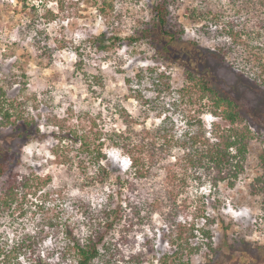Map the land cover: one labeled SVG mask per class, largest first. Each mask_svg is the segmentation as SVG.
I'll use <instances>...</instances> for the list:
<instances>
[{
	"label": "rangeland",
	"instance_id": "1",
	"mask_svg": "<svg viewBox=\"0 0 264 264\" xmlns=\"http://www.w3.org/2000/svg\"><path fill=\"white\" fill-rule=\"evenodd\" d=\"M72 1L77 3L74 14L49 23L40 19L43 5L58 11L56 1L0 0V93L6 94L12 121L34 119L44 134L28 142L15 139L14 128L1 124L0 115V161L6 150L11 148L9 160L20 150L22 164L16 171L37 181L13 209L0 214V264H34L40 257L44 264L74 263L62 255L66 228L85 237L107 206L109 192L96 184V147L129 177L127 147L145 139L142 131L163 124L180 139L197 129L198 117L207 131L225 125L210 114L208 101L184 91L185 66L205 72L217 89L240 104L246 125L256 134L245 171L234 187H214L203 171L183 170L187 150L181 144L159 151L149 178L138 182L136 190L125 189L123 199L131 205H124V219L106 236L93 264H162L187 241L198 250L185 253V264H264L262 197L251 193L263 173L264 151V83L257 77L264 78L257 61L260 57L264 64V30L258 38V13L247 14L243 4L234 6L230 0H173V23L184 29V41L199 44L204 53L188 56L181 49L177 63L147 42H108L107 51L90 42L102 33L113 40L148 27L154 0ZM193 10L221 12V19L204 15L194 22ZM34 21L39 30L32 28ZM40 30L43 35L37 34ZM56 39L66 40L70 48L62 49ZM76 47H85L81 70L76 68ZM220 47L225 54L218 57ZM71 130L84 138L90 152L83 153L79 142L66 163L57 145L70 143L64 135ZM136 151L141 155L140 147ZM4 182L0 179V194ZM116 207L115 200L111 208ZM180 234L183 241H177Z\"/></svg>",
	"mask_w": 264,
	"mask_h": 264
},
{
	"label": "trees",
	"instance_id": "2",
	"mask_svg": "<svg viewBox=\"0 0 264 264\" xmlns=\"http://www.w3.org/2000/svg\"><path fill=\"white\" fill-rule=\"evenodd\" d=\"M53 1H56L58 11L48 8V3L47 5L44 4V8L42 9L44 14L40 18L41 21L46 20L49 23L55 22L65 14L72 15L74 11H76L77 3L72 0ZM230 1L234 6H236L235 4L238 2L243 4L242 10L245 9L247 14H251V12L255 14L258 13L260 19L257 27H259L260 32L257 36L261 39V32L264 30V0ZM172 2L173 0H154L151 7L152 18L151 22L148 24L149 26L137 30L131 36H116L111 40L107 38L106 33H102L98 37L93 36L90 40L91 44H93L94 48L97 50L107 51L109 48L107 45L108 42L110 46H121L124 43L133 46L137 43L147 42L154 45L157 52L164 58L177 63L181 62L179 58L181 49H184V54L188 56H204L200 45L184 41V29L178 30L173 23L171 11ZM33 11L36 14L40 12L35 5H33ZM191 13L192 17L190 20L194 22L204 15L210 18L212 17L216 22H219L221 19V12L214 14L210 11H206L203 15L193 10ZM37 22H33L32 28L38 29L39 25H36ZM37 34L43 35V32L40 30ZM56 41L61 44L60 47L62 49L70 48L66 40L56 39ZM37 42L39 43L40 41L37 40ZM84 48H75V54L80 59V64H76V68L80 70L83 66L82 57H84ZM222 54H225V51L223 47H220L216 55L221 57ZM257 58L259 67L264 69V64L260 57ZM185 70V78L188 85L185 87L184 91H186L188 95L197 98L196 100L199 102L208 101L210 114L216 118L222 119L225 125L221 126L216 124L211 131H207L203 119L198 117L194 119L198 125L197 129L195 131H186L180 139L167 130L163 124L157 126L153 130L146 129L142 131V135L146 137L139 141L141 145L139 146L138 142L136 145L132 144L127 147L128 157L131 163L129 166V169H131L130 175H132L129 177H124V175L120 173V170L118 171V169L113 168V164L106 154L103 153V150L100 147H96V153L93 157L96 160L98 168L96 170V184L101 185L109 192L107 206L103 216L97 218L99 223H92L89 233L85 237H80V235L75 234L69 227L66 228L67 242L65 248H63L62 255L64 258L72 257L74 260L73 264H93L101 255L106 236L124 219V205H131L130 199H123L125 189H128V191L136 190L138 182H143L149 178L152 168L157 165L159 151L162 150L164 152L172 146L181 144V147L183 146L184 149L187 150L183 158V170L186 172L189 170H195L196 172L203 171L209 180H211L214 187H218L222 183H226L229 187H234L239 181L240 176L244 173L249 148L256 134L250 126L246 125L245 115L241 110L240 104L235 99L230 98L217 89L205 72L200 73L197 69L191 68L190 66H185ZM257 77L264 83L263 75H257ZM101 80V76H96V84L102 85L100 83ZM167 85V89H169V84ZM3 96L5 100L2 102ZM7 101L6 94L2 90L0 93V115H3L5 122L1 124H5V126L11 125L14 128L13 132L15 134V139H23L26 140V142L29 140L42 139L44 134L41 132L39 125L34 119L19 116L18 121H12L13 116L6 108ZM124 114L126 113L122 112V116H124ZM62 132H64L63 129ZM64 136L70 143L68 145H57V149L63 151V157L66 163L70 161V153L74 145L79 144V142H81L80 149L83 153L90 152V146L86 141H83L84 138L81 140L75 131H68ZM139 147L141 149V155L136 154V150H139ZM10 149L6 150L4 155L5 159L0 161V179L5 178L0 194V214L13 209L25 190L36 188L34 177L31 178L30 176L23 175L15 169L22 164L21 151L19 150L12 153L9 160L8 153H10ZM144 153H148L149 156L147 155V157H144ZM260 160L263 173L251 185V193L254 196L262 197V211L264 212V151L260 156ZM35 183H37V181ZM115 200L117 201V207L111 208ZM102 220L103 223L100 222ZM204 235L208 239H211L210 231H205ZM190 236H195V234L192 233ZM183 240V234L177 236V241ZM29 247L31 246L29 245ZM197 250L198 248L191 246L188 241L181 245L179 243L176 250L162 260V264H168V262L175 264L177 261L181 264H185V253L195 252ZM34 264H44V262L40 257L35 260Z\"/></svg>",
	"mask_w": 264,
	"mask_h": 264
}]
</instances>
